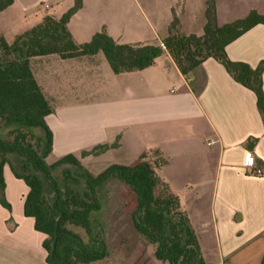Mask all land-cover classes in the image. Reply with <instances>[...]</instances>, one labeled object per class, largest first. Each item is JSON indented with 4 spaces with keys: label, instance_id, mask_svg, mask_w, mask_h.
I'll return each mask as SVG.
<instances>
[{
    "label": "crops",
    "instance_id": "obj_1",
    "mask_svg": "<svg viewBox=\"0 0 264 264\" xmlns=\"http://www.w3.org/2000/svg\"><path fill=\"white\" fill-rule=\"evenodd\" d=\"M206 2L83 0L67 29L77 44L105 28L120 44L160 46L174 16L181 34L201 36ZM72 6L73 0H14L0 12V38L11 43L46 16L59 19ZM215 9L222 26L251 11L264 14V0H215ZM225 51L229 60L255 68L264 60V25ZM30 68L52 109L46 118L53 134L50 159L71 153L98 173L111 163L132 165L142 152L157 148L167 163L156 171L186 211L205 264L262 263L264 124L253 92L221 64L208 59L185 77L165 51L149 68L120 75L102 53L67 60L35 57ZM251 137L257 142L249 149ZM97 144L116 145L81 156ZM254 162L262 175L250 173ZM3 176L11 211L0 204V264H47L46 235L23 212L29 188L8 166ZM104 219L110 254L89 264H168L133 228L130 213Z\"/></svg>",
    "mask_w": 264,
    "mask_h": 264
},
{
    "label": "trees",
    "instance_id": "obj_2",
    "mask_svg": "<svg viewBox=\"0 0 264 264\" xmlns=\"http://www.w3.org/2000/svg\"><path fill=\"white\" fill-rule=\"evenodd\" d=\"M13 3L14 0H0V12ZM82 5L83 0H73V6L59 19L46 16L12 44L0 38V204L11 211L3 176L7 165L29 188L23 212L33 217L35 229L46 235L42 244L47 264H89L110 254L103 211L108 185L118 181L134 195L130 212L133 228L154 245L156 258L168 264H205L186 211L156 171L167 163L159 149L142 152L132 165L111 163L98 173L71 153L47 162L53 134L46 118L52 109L34 78L30 60L49 55L67 60L102 53L113 74L120 75L149 68L166 51L187 77L203 62L213 59L236 83L253 92L264 124V60L251 68L229 60L225 51L247 31L264 25V14L251 11L243 19L219 26L215 0H207L203 34H181L174 16L162 40L163 50L152 44H120L105 28L89 42L75 43L67 25ZM256 142L257 138L251 137L246 146L252 149ZM115 145L97 144L83 150L81 156H96ZM11 221L9 218L7 223ZM69 226L83 229L84 234Z\"/></svg>",
    "mask_w": 264,
    "mask_h": 264
},
{
    "label": "rangeland",
    "instance_id": "obj_3",
    "mask_svg": "<svg viewBox=\"0 0 264 264\" xmlns=\"http://www.w3.org/2000/svg\"><path fill=\"white\" fill-rule=\"evenodd\" d=\"M52 158L53 159H50L48 157L47 162L52 163L54 160H56L57 157H52ZM5 167H7V165H5ZM108 190L109 193H108L107 202L104 207L103 215L104 216L108 215V219H113L115 216L118 217L119 214H123V215L129 214L132 211L135 204L133 193L124 184L118 181H112L108 185ZM117 222L119 223L118 219L116 220V222L111 221L112 224H116ZM69 227L81 235L84 234L83 229L79 227H75V226H69Z\"/></svg>",
    "mask_w": 264,
    "mask_h": 264
},
{
    "label": "built area",
    "instance_id": "obj_4",
    "mask_svg": "<svg viewBox=\"0 0 264 264\" xmlns=\"http://www.w3.org/2000/svg\"><path fill=\"white\" fill-rule=\"evenodd\" d=\"M161 49L165 50V47L164 45L161 43L160 46H159ZM250 173L251 174H255V175H262L263 174V169L256 166L255 162L253 163V166L251 167V170H250Z\"/></svg>",
    "mask_w": 264,
    "mask_h": 264
}]
</instances>
